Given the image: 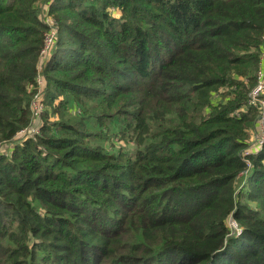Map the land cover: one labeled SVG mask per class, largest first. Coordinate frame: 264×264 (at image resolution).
<instances>
[{"label":"trees","instance_id":"trees-1","mask_svg":"<svg viewBox=\"0 0 264 264\" xmlns=\"http://www.w3.org/2000/svg\"><path fill=\"white\" fill-rule=\"evenodd\" d=\"M40 1L0 0V264H264V0H54L46 62Z\"/></svg>","mask_w":264,"mask_h":264},{"label":"built area","instance_id":"built-area-1","mask_svg":"<svg viewBox=\"0 0 264 264\" xmlns=\"http://www.w3.org/2000/svg\"><path fill=\"white\" fill-rule=\"evenodd\" d=\"M53 3H54V0H50L46 5H42L43 6L42 19H43V22L47 25L48 30L45 34L44 46L40 53L41 61L47 59V56L50 55L54 45L56 44V40H57V35H58L57 22L55 18L52 17V15H50V10H51V7L53 6ZM43 80H44V77H43V74L41 72V67H40V70L38 71V74L35 78L34 88L36 91L32 98V101H31L32 105L30 104V109H31V106L36 107L37 103L40 104L41 102L42 104L41 100H42V92L44 88ZM247 104L249 106H254L258 108L259 115H258L257 129L255 132L252 133L255 136V138L254 137L250 138L251 144H250V147L245 150L244 157H247L251 154L260 153L264 148V55H263L261 67L257 74V82L249 93ZM38 131L39 130L37 126L30 124L27 128L21 130L17 134V136L19 137L30 136L27 134L32 133L33 135L34 133H38ZM9 152H11L10 148H9ZM248 164L250 165V163ZM234 224L236 223L233 222V225ZM235 226L234 228H237Z\"/></svg>","mask_w":264,"mask_h":264},{"label":"rangeland","instance_id":"rangeland-1","mask_svg":"<svg viewBox=\"0 0 264 264\" xmlns=\"http://www.w3.org/2000/svg\"><path fill=\"white\" fill-rule=\"evenodd\" d=\"M48 2H43V1H40V2H37L35 5H36V7H37V9H38V12H39V15H40V18L42 19V16H43V6L42 5H46ZM116 16H118L119 14L118 13H114ZM56 45V44H55ZM55 45H54V47H55ZM53 47V48H54ZM50 56H47V58H49ZM46 60L47 59H45L44 60V62H46ZM44 77V76H43ZM43 85H45V79L43 80ZM42 95H43V97H42V99H43V103H44V98H45V94H43L42 93ZM32 101V100H31ZM42 101V100H41ZM41 104V102H40V104L39 103H37V106L36 107H33V106H31V112H32V119H31V125L33 124L34 126H37L36 124H40V125H42V122H43V113H45V111L48 109V110H50L49 108H48V106L46 105V104ZM31 104V103H30ZM32 105V104H31ZM51 111V110H50ZM53 112V111H52ZM50 113V119L52 120V121H56V120H58V115H56V114H53V113ZM73 112V113H72ZM76 112V110L75 109H72L71 111H70V113H72V114H74ZM37 122V123H36ZM27 135H32V133H29V134H27ZM27 137H29V136H23V139H25V138H27ZM255 138V136L251 133V138ZM30 138V137H29ZM121 143H123L122 141H120ZM106 144V143H105ZM124 144V143H123ZM131 145V148L132 149H135L136 148V146H135V144L134 143H131L130 144ZM107 146H111V148L113 147V149H114V146H113V143H111V145L109 144V143H107ZM9 148L10 147H8V146H6V148H0V152H3L4 154H6V155H9L10 154V152H9ZM264 149V148H263ZM242 184V183H241ZM233 222H235L236 224H234L233 225ZM230 225L231 226H235V225H237V226H235V227H238V224H237V222L235 221V220H231V223H230Z\"/></svg>","mask_w":264,"mask_h":264}]
</instances>
